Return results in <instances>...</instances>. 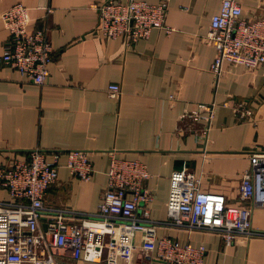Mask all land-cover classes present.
Returning <instances> with one entry per match:
<instances>
[{
  "label": "crops",
  "instance_id": "1",
  "mask_svg": "<svg viewBox=\"0 0 264 264\" xmlns=\"http://www.w3.org/2000/svg\"><path fill=\"white\" fill-rule=\"evenodd\" d=\"M103 1L0 0V165L35 149L48 155L87 150L95 168L92 179L81 180L62 166L46 195L48 207L78 222L96 212L112 157L139 159L151 173L144 186L152 192L147 207L158 237L204 245L205 264H264V206L253 200L248 202L252 231L231 244L216 229L177 225L167 213L174 170L193 172L203 190L239 203L251 156L264 151V66L252 71L226 63L217 81L211 69L216 48L205 36L222 0H168L166 24L173 31L156 27L148 38L130 44L97 30L95 6ZM237 1L249 18L264 12V0ZM18 2L29 8V29L46 27L54 46L43 85L2 60L9 38L2 15ZM112 83L120 84V99L108 94ZM213 101L218 103L213 127L207 140H198L202 124L181 114ZM10 200L1 188L0 202ZM144 207L140 205L139 215ZM142 240L140 232L135 241ZM54 253L56 264H110L75 260L68 248H54ZM118 264L165 263L154 252L138 249L131 260L122 258Z\"/></svg>",
  "mask_w": 264,
  "mask_h": 264
},
{
  "label": "built area",
  "instance_id": "2",
  "mask_svg": "<svg viewBox=\"0 0 264 264\" xmlns=\"http://www.w3.org/2000/svg\"><path fill=\"white\" fill-rule=\"evenodd\" d=\"M95 7L100 16L97 30L111 38H122L127 44L148 38L156 27L173 31L166 24L168 0H105ZM51 11L48 8V13ZM2 17L9 31L2 60L35 83L45 84L54 60L48 29H29V8L22 2L9 7ZM205 38L216 48L211 69L217 81L225 73L226 63L252 71L264 66V12L249 18L239 1L222 0ZM108 94L120 99V84H110ZM217 109L215 101L201 102L181 117L201 123L197 138L207 140ZM63 154L65 162L61 160ZM251 160L239 187L238 204L222 193L203 190L200 178L193 172L174 170L167 201L169 221L190 228L216 229L226 244L251 233L252 209L248 202L264 206V151L254 152ZM62 166L84 181H90L95 171L84 149L59 150L51 155L35 149L29 156L0 165V189L8 190L11 196L10 201L0 202V264H56L54 248L70 249L75 260L110 264H118L122 258L131 260L138 249L154 252L165 264H205L204 245L158 237L157 224L147 207L152 192L144 186L151 176L146 163L113 156L108 186L96 212L78 222L67 221L63 210L56 211L46 204L48 190L59 180ZM141 204L145 207L139 215ZM140 232L143 240L136 243Z\"/></svg>",
  "mask_w": 264,
  "mask_h": 264
}]
</instances>
